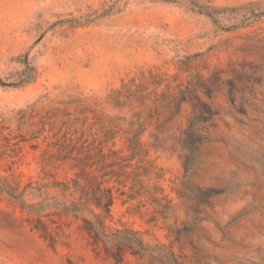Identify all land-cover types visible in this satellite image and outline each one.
Returning a JSON list of instances; mask_svg holds the SVG:
<instances>
[{
	"label": "rangeland",
	"instance_id": "374dc122",
	"mask_svg": "<svg viewBox=\"0 0 264 264\" xmlns=\"http://www.w3.org/2000/svg\"><path fill=\"white\" fill-rule=\"evenodd\" d=\"M0 264H264V0H0Z\"/></svg>",
	"mask_w": 264,
	"mask_h": 264
},
{
	"label": "trees",
	"instance_id": "16d2710c",
	"mask_svg": "<svg viewBox=\"0 0 264 264\" xmlns=\"http://www.w3.org/2000/svg\"><path fill=\"white\" fill-rule=\"evenodd\" d=\"M202 105H203V108L207 111H211L210 114L213 115V112L212 110L210 109V107L208 106V104L206 102H203L202 101ZM189 135H191L192 137H195L197 138V140H200L201 138V135L196 133L193 129H191V127H189L188 129L185 130ZM78 177H87L86 176V171L84 168L81 169L80 172L77 173ZM87 179V178H85ZM75 185L76 186H80V182L78 179H75ZM82 191H83V195L81 196L80 202H71L70 204H64L63 205V211L64 212H67V213H73L75 215H79L80 212H83V211H89L91 212L96 218H97V221H98V224L101 226V224L103 223L102 221V215H100L99 213H96V211L92 208H89V204H90V201H93V203L96 205L97 208H100L102 209L105 213H110L111 212V207L114 203V198L112 196V194L110 193V190H104V188H101L100 186L97 188V190H95L96 193H94V195L91 197V196H88L87 194V191L84 187H82ZM109 192L108 194L106 193ZM85 221L90 225L92 226V223L89 221V219H85ZM99 230V228H98ZM98 238V236H97ZM127 243H124V242H120L118 244V251L117 253H115L114 257L117 259V260H120L122 259V256H121V252L124 248H126V246H130L132 247V242H131V239L130 240H127ZM136 243V242H135ZM108 250V248H107Z\"/></svg>",
	"mask_w": 264,
	"mask_h": 264
}]
</instances>
